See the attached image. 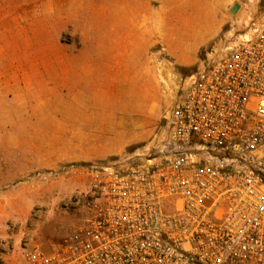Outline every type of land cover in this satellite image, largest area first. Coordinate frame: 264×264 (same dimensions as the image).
Returning a JSON list of instances; mask_svg holds the SVG:
<instances>
[{
	"label": "built area",
	"instance_id": "2783aa9c",
	"mask_svg": "<svg viewBox=\"0 0 264 264\" xmlns=\"http://www.w3.org/2000/svg\"><path fill=\"white\" fill-rule=\"evenodd\" d=\"M163 121L142 163L79 167L81 224L0 264H264V14L216 39Z\"/></svg>",
	"mask_w": 264,
	"mask_h": 264
},
{
	"label": "crops",
	"instance_id": "0c3cea01",
	"mask_svg": "<svg viewBox=\"0 0 264 264\" xmlns=\"http://www.w3.org/2000/svg\"><path fill=\"white\" fill-rule=\"evenodd\" d=\"M14 1L3 4L0 20V186L5 105L15 109L17 119L9 122L17 123L51 120L64 107L80 123L71 135L89 140L94 159L146 149L160 139L156 131L166 98L156 76L157 58L162 50L174 57L175 49L173 38H161L158 48L146 30L137 35V28L148 24L141 13L152 0ZM172 1L201 12L224 11L240 0ZM101 27L111 35L103 36ZM141 82L152 84L158 95L147 104L135 90Z\"/></svg>",
	"mask_w": 264,
	"mask_h": 264
},
{
	"label": "rangeland",
	"instance_id": "374dc122",
	"mask_svg": "<svg viewBox=\"0 0 264 264\" xmlns=\"http://www.w3.org/2000/svg\"><path fill=\"white\" fill-rule=\"evenodd\" d=\"M33 1L44 0L14 2ZM182 6L172 0L167 4L152 0L141 13L147 26L137 28L138 37L141 36L140 30H146L158 48L162 46L161 38H173L170 46L175 49L174 57L162 50L157 58L156 76L166 98L156 131L160 138L164 135L163 118L179 79L196 69L221 34L229 29H243L250 18L255 20L264 14V0H240L224 11H189ZM3 16L4 6L0 10V20ZM166 19L170 25L168 22L163 24ZM101 33L105 37L111 35L107 27H101ZM0 38H4L1 22ZM151 86L149 82H141L135 87L145 104L158 96ZM9 95L13 99V94ZM8 103L12 104L11 100ZM10 106L3 108L4 186H0V252L3 251L8 258H15L23 248L34 244L49 249L51 243L83 222L89 189L80 166L135 165L144 161L139 154L145 153L146 149L128 148L122 154L94 159V148L89 140L71 135L80 128V123L75 122L77 115L70 117L62 107L51 120L46 117L40 123L9 122L17 119L15 109ZM72 118L73 121H68ZM23 134L25 136L21 137Z\"/></svg>",
	"mask_w": 264,
	"mask_h": 264
}]
</instances>
